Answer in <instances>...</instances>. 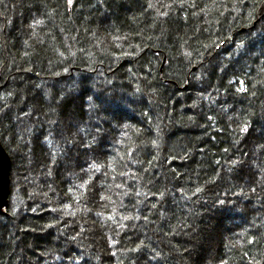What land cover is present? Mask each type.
Returning a JSON list of instances; mask_svg holds the SVG:
<instances>
[{
	"label": "trees",
	"instance_id": "obj_1",
	"mask_svg": "<svg viewBox=\"0 0 264 264\" xmlns=\"http://www.w3.org/2000/svg\"><path fill=\"white\" fill-rule=\"evenodd\" d=\"M263 1L0 0V264H264Z\"/></svg>",
	"mask_w": 264,
	"mask_h": 264
},
{
	"label": "rangeland",
	"instance_id": "obj_2",
	"mask_svg": "<svg viewBox=\"0 0 264 264\" xmlns=\"http://www.w3.org/2000/svg\"><path fill=\"white\" fill-rule=\"evenodd\" d=\"M20 2H21V0H11V4L12 5H14V7H19L20 6ZM36 19V18H35ZM38 19V18H37ZM72 88V87H71ZM76 94V93H75ZM78 94V93H77ZM111 98V100H113L115 97L114 96H112V97H110ZM26 114V113H25ZM21 117H24L25 115L24 114H22V115H20ZM26 123V125H25V132H28L27 133V135L28 134H31L32 132H33V128H32V120H31V118H29V119H26V121H25ZM250 141H254V139H251ZM249 143V145L251 144V142H248ZM252 145V144H251ZM72 152V151H71ZM88 153H91L89 150H88ZM72 158L71 159H73V157H75V156H71ZM69 158L70 157H68V159L66 160V161H64V163H69L70 161H69ZM75 160H77L76 162H78V161H80V160H78L79 158H74ZM249 160V159H248ZM248 160H245V164L246 163H250V160L248 161ZM241 162V161H240ZM33 165V162L32 163H30L29 164V167H31ZM57 167H60V163L58 162V163H56L55 164ZM40 167V166H39ZM54 169L53 170H49V171H51V173H49V172H46V174L44 175L42 172H41V174H38V175H35L36 177H33L34 176V174H37L39 171H38V169L39 168H35V169H31L32 170V172H31V170L29 169L28 171H27V173L26 172H24V171H22L21 172V174L17 177L18 178V180H19V183H20V185L18 186L19 188H21V190H24V188H25V186H26V184L27 183H31V181H33V178H35V179H37V183H39V181H42V182H44V183H46V179L48 178V176H50V174H52V172H54V170H55V168L56 167H53ZM28 178H27V177ZM39 179V180H38ZM3 212H4V210H3ZM219 215H221L220 213H218ZM214 217H216V216H214ZM217 218V217H216ZM219 219H221L222 218V216H219L218 217ZM218 219V220H219ZM218 222V221H217ZM216 221H215V223H212V224H208L209 226H207L206 227V230L208 231V235H206L205 234V236L206 237H204L205 239H203L202 241L200 240L199 241V243L197 244V248H196V251H197V256L196 257H194L193 258V260H194V264H203V263H205V256L207 257V255L208 254H210V251H211V249H212V243H209V241H211L210 239H212L213 237H215L217 234H220V230H221V228H220V225H219V223H217ZM209 227V228H208ZM196 255V254H195ZM208 258V257H207ZM196 261V262H195ZM207 261H209V260H207ZM36 262V261H35ZM193 262V261H192Z\"/></svg>",
	"mask_w": 264,
	"mask_h": 264
},
{
	"label": "water",
	"instance_id": "obj_3",
	"mask_svg": "<svg viewBox=\"0 0 264 264\" xmlns=\"http://www.w3.org/2000/svg\"><path fill=\"white\" fill-rule=\"evenodd\" d=\"M75 0H68L69 6ZM264 20V1L260 5L257 11V20L254 23L256 26L258 23ZM166 59H164V63ZM11 170H12V160L10 154L4 148L0 140V213L3 209L8 206L9 196L11 193Z\"/></svg>",
	"mask_w": 264,
	"mask_h": 264
}]
</instances>
